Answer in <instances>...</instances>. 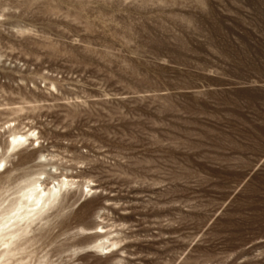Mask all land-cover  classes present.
<instances>
[{
  "label": "rangeland",
  "instance_id": "rangeland-1",
  "mask_svg": "<svg viewBox=\"0 0 264 264\" xmlns=\"http://www.w3.org/2000/svg\"><path fill=\"white\" fill-rule=\"evenodd\" d=\"M0 164V264H264V0H0Z\"/></svg>",
  "mask_w": 264,
  "mask_h": 264
},
{
  "label": "bare ground",
  "instance_id": "bare-ground-1",
  "mask_svg": "<svg viewBox=\"0 0 264 264\" xmlns=\"http://www.w3.org/2000/svg\"><path fill=\"white\" fill-rule=\"evenodd\" d=\"M22 141H26L25 135L13 134L9 140V145L15 147L17 146L16 144ZM44 182L39 178L25 182L23 186L18 187L19 190L16 192V197L13 195L14 198L7 205H2L3 207L0 208V237H6L0 239L2 247L11 243V238L16 233L24 231L33 221L40 219V213L45 205L56 198L63 186L67 187V185L72 184L68 181L57 182V186L47 188ZM98 247L105 248L106 246L105 244H100ZM10 251V249L3 251V256L9 254Z\"/></svg>",
  "mask_w": 264,
  "mask_h": 264
},
{
  "label": "snow or ice",
  "instance_id": "snow-or-ice-1",
  "mask_svg": "<svg viewBox=\"0 0 264 264\" xmlns=\"http://www.w3.org/2000/svg\"><path fill=\"white\" fill-rule=\"evenodd\" d=\"M4 167V165L3 164H0V168H3Z\"/></svg>",
  "mask_w": 264,
  "mask_h": 264
}]
</instances>
